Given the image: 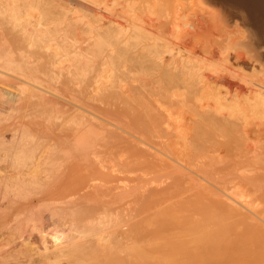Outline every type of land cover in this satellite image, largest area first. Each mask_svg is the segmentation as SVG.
I'll return each mask as SVG.
<instances>
[{"label": "bare ground", "instance_id": "1", "mask_svg": "<svg viewBox=\"0 0 264 264\" xmlns=\"http://www.w3.org/2000/svg\"><path fill=\"white\" fill-rule=\"evenodd\" d=\"M123 1L0 0V121L3 122L5 119H10L11 114L8 111L13 109V104L11 103L13 97L21 94L22 96L20 95V98H25L24 101L26 104L24 113L18 116L20 120L9 128L12 131V139L10 138L11 140H8L6 133L4 134L0 131V145L2 144L4 150L2 152L4 156L0 157V159L6 161V169H8L5 174H0V196L3 197L6 193H11V196L13 194L15 196L25 197L33 192V187L40 188L56 185L66 187L68 185V181L66 180L68 175L66 176L64 173L66 169H62V167H65V165L69 166L67 163L68 159L70 158L72 161L84 159L86 165L84 184L81 187L84 190L83 193L77 195L75 193L68 194L71 197L69 202L72 207L56 206L52 208L45 205L44 209L40 206L39 208H34L37 207L36 204L29 202V205L23 206L26 210L21 211L20 209V212L14 213V220H22L21 225L17 221H14L13 224L15 226L23 227L24 218L27 216H30L27 217L29 220H39L38 217L43 210L45 212L48 210L47 212L51 213L57 210V214L62 211L66 214H72L71 217L74 219L72 220L71 218V221H74L77 218L75 216L79 212L78 207L73 206L74 204L79 206L77 204V198L84 199V197L95 190L100 192L103 197L104 195H112L111 198L117 190V194L123 200H121L122 204L130 199L136 203L141 201L138 203L140 204L141 211L144 212L154 208L153 213L160 215L191 214L196 212L218 215L247 213L242 208H245V211L254 212L256 205L251 200V192L247 193V190L241 187L242 184H245L252 189L262 190L264 186V0H225L234 8L244 12V22L248 23L250 28H247L249 29L247 31L249 32L248 34H251L248 40L240 35L242 39H245L242 42L245 43L244 45L240 42V45L246 47L245 50L235 49L236 51L234 52L229 51L231 47L224 45L225 43L223 42L226 41H223V39V42H220L221 40L218 41L221 45L216 44L217 46L207 50L206 57L201 58L204 59L201 65L198 62L188 64L184 58L180 65L173 66L172 60L170 62L161 60L163 50L160 51L158 40L156 38H150V35L147 36L148 38L146 37L149 41L142 46V51L138 49V44L142 41L140 39L143 35L146 36V33L142 34V31L147 28H144L142 25L144 23L142 21L143 17L137 13L134 7L135 3H132L137 1L134 0L131 2L130 0H126V3L121 4ZM116 5H123L124 10L119 12L121 14L120 17H115L112 15L113 13L109 12L116 10L114 9ZM153 5L149 6L151 7ZM216 8L218 9V6ZM147 10L150 9L148 8ZM219 10H216V12ZM228 13H226V17H228ZM221 14L219 12L218 16H216L219 18ZM203 16L201 18H205ZM174 17L172 18L174 20L172 22L177 23ZM176 18L179 19L178 17ZM221 19L222 16H220L219 20ZM228 19H225V22L221 21V23H227L225 27L230 28V24L228 26V23L231 22H226ZM189 21L188 23H191ZM216 21L220 23V21ZM237 21L239 20L237 19ZM201 22H204L203 19ZM201 22L199 23L201 24ZM179 23L177 24L180 27L188 24L185 23L183 26L184 22L183 24L181 22ZM221 23L220 27L221 25L223 26ZM192 24H194L192 25L194 27L191 26V30L192 28L197 29L201 27V25L197 26L198 23L196 24L194 21ZM232 24L234 25L235 22ZM238 24L237 22L236 27L239 26ZM204 25L203 23L202 26ZM240 26L238 28L241 29L242 27ZM202 28L200 30H203ZM220 29L224 33L229 30ZM232 29H235L234 26ZM221 30L220 32L223 33ZM193 31L195 33L197 32V30L190 32ZM235 31L237 30L235 29ZM234 32L233 34H235ZM245 32L244 35H246ZM181 33L183 32L181 31ZM199 33L198 30L195 35ZM223 34L221 36L226 35ZM228 34L230 33L228 32ZM193 36L191 34L189 37L191 38ZM194 37H196L194 38L195 40L198 39V35ZM235 37L237 38L239 35H235ZM190 38L185 39L186 42L188 41L186 44L191 42L189 45L195 44V47L196 45L197 47L200 46V42L197 43L195 41V43H192L194 39L189 42ZM204 40L205 38L202 41ZM239 40L241 38L236 40V44H239ZM227 42L229 43V41ZM197 49L200 52V48L198 47ZM201 49V52L205 53L203 52V48ZM250 49L254 52L251 53ZM166 52L172 53V48ZM175 54H171V56L175 58ZM195 67H198L199 72H193V68ZM203 67H206L208 71L204 70L202 72L201 69ZM190 75H197L198 81L197 79L195 80L197 82L191 80L192 83H196L190 84L191 86H196L193 92L187 86L189 83L187 85L183 84L182 86L188 89L186 93L193 96V99H195V95H200L198 99L201 101L203 100L202 98L206 97L207 99H204V102L202 101L198 104L194 103L197 105V111L191 110L190 107L194 105L187 104L186 106L188 107H184L188 111L190 110L189 113L191 116L198 115L195 116L200 119L197 128H200L201 133L208 134V136L213 134V142L217 146L213 150L209 146L211 154L203 153L197 158L194 157V159L188 160L184 156L187 157L190 145H194L193 148L199 150V146L202 144L197 140L199 144L192 142L193 139L191 136L193 135L191 134L194 132L193 129L195 130L197 123H192L191 125L190 120L192 118L186 119L183 122L184 119L182 117L183 120L179 116H174L173 109L179 106L181 107V105L178 106L176 104L179 101L177 98H172L175 93L170 94L169 91L173 87L179 86L182 82H186ZM134 80H137L138 85H133L132 81ZM130 84L137 90L135 96L134 93L132 96H128L132 92V88L128 86ZM159 84L160 86L157 87ZM168 92L169 95L167 94ZM166 95L168 98L165 97ZM127 96L138 101L137 103L139 104L142 103L143 108L140 117L130 118L128 120L129 109H126L125 102L122 101L121 103L125 107H121L118 104L119 100L117 102V99L123 97L128 98ZM164 97L165 100H163ZM179 99L182 98L179 97ZM154 101L156 102L154 103ZM174 104L177 105L176 108H172ZM133 106L129 107L132 108L131 111L135 112L136 109H138L137 112L141 111L139 108L140 105L136 109ZM184 107L183 109H186ZM14 113L16 112L14 111ZM147 113L149 114L148 120H146L147 117L145 116ZM184 114L186 115V113ZM185 115L183 116L186 117ZM31 117L33 119H30ZM38 119H43L47 123L50 130L48 133L52 134V137H50L51 135L46 136L50 137V139L45 141L47 143L42 145V148H40L38 138L36 139V136L28 132L25 128L27 124H30L29 122L31 120L37 123ZM237 119H241V121ZM212 128H214L215 132H211ZM146 133L152 135L160 133V136L163 135V137L167 135L169 142L166 143L170 152L161 149L152 151L153 147L151 144L142 137ZM201 133H198V135L203 138L204 136L202 137ZM195 135H197V131ZM217 137H226V139H229L228 142H225L228 145V149L233 151L235 148L231 157L227 159L217 157V154H220L222 150H226V145L225 147L222 145V147L218 143L219 140ZM137 140L141 142V146ZM79 141L81 143L78 145L77 143ZM109 142H112L115 147L123 144L121 147L124 150L126 149V151L121 148L122 152H127L126 154L128 156H126V159L120 160V155L114 168L106 169L105 167L110 165V163L107 164L105 158H91L90 155L100 156L102 152L101 147L107 145ZM172 144H175V147ZM108 145L112 146V144ZM171 145L174 151L177 149L180 151L173 152ZM202 146L203 148L201 149H207L205 145ZM117 147L116 149H118ZM193 148L190 149L192 153H195L196 151ZM38 149L40 150L38 151ZM209 150L205 152L210 153ZM116 151L121 152L120 149ZM198 154H201V152ZM59 157L63 159V162L62 159L61 161L58 160ZM98 163L103 167H100ZM116 165L118 166L117 168H115ZM188 180L194 183V185H191L192 187L198 188L197 192L193 191L194 193H198L197 200L190 201L189 204L185 200L178 199L187 190L188 186L185 182L187 183ZM37 190L39 191V189ZM132 203L129 202L130 207H132ZM106 208L98 211V213L107 211ZM81 209L86 208H82L81 206ZM119 211H122V208L120 209L119 207ZM22 213H28V215L25 217L20 216ZM51 213H48V216L46 213H43L45 215H41L42 217L47 216L44 221L47 220L49 222L50 218L51 222L54 221L52 217L57 214L51 215ZM64 213H60L62 217ZM89 214L92 213H88L87 215L90 216ZM121 215L123 214L119 215L120 220L123 218ZM152 215H150V218H152ZM56 217L61 216L58 215ZM64 219L66 220V218ZM146 219L143 220V217H141V220L145 221L143 223L144 226L148 224ZM40 220L42 223L43 218L40 217ZM259 220L262 221V218ZM259 220L254 223L256 225L259 224ZM56 221L54 222L59 225L60 221ZM86 222H92V225H96L102 221L100 218L94 219L90 216ZM263 222L261 223L264 224ZM134 223L137 225L136 221ZM58 225L57 227H59ZM29 226L32 225L29 223ZM51 226L53 225L51 224ZM132 226L134 227V224ZM28 227L27 229L26 227L23 228L24 230H28ZM138 227L141 228V226ZM42 228L45 231L44 227ZM95 228H98V226ZM262 228L264 226L260 229ZM17 229V232H21V228ZM37 229H35L37 231H34L35 233H30L31 230L26 231L27 235L24 237H35L40 232ZM88 229L81 231L75 229L79 231H77V236L73 237L70 233L71 236L68 235V237L73 239V241H67L68 243L63 246L61 244L59 245V241L61 240L54 239V241L56 240L59 243L55 244L52 240L55 245L52 242H49V244L47 242L49 241L48 238L45 237L46 234H42V236L40 234V237L37 235L36 237L38 238H35V240H40L44 235L46 239H43L48 243L46 248L48 250L46 252H42L45 250L40 248L39 251L41 253L39 257L49 264H57L56 260L53 259H58L72 253L74 251L73 249L77 246L75 238L86 237ZM63 230L65 231V229ZM91 232L89 230V233ZM7 234L9 235V233ZM31 234L32 236H30ZM21 235L22 232L20 234L16 233L13 239H11L12 236L9 237L11 241H17L14 243L16 248L12 253L7 250H0V261H8L10 258H14L16 264H37L34 260V252L32 251L37 242L24 239L23 236L21 238ZM2 237L4 236L2 235ZM146 237L149 238V235ZM113 238L116 239V237ZM21 239L24 240L21 241ZM25 240H27V243ZM20 241L26 243L25 247ZM28 241L30 244L32 241L35 242V244L33 243L34 246L32 247V244L31 246L30 244L27 245ZM45 241L37 247H41V244H46ZM117 241L114 243V247ZM119 241L121 240L119 239ZM5 242L9 244V242ZM51 244L56 248L49 249ZM5 251L6 253H4Z\"/></svg>", "mask_w": 264, "mask_h": 264}, {"label": "rangeland", "instance_id": "2", "mask_svg": "<svg viewBox=\"0 0 264 264\" xmlns=\"http://www.w3.org/2000/svg\"><path fill=\"white\" fill-rule=\"evenodd\" d=\"M125 1L126 0H124L123 3H121V4L126 3ZM130 1L132 2L134 0H130ZM136 1L137 2H132V3H135L134 7H135L137 13H139L140 16L143 17L142 21H144V23L140 22V21L139 22L143 23L142 25L144 26V28L149 29V30L143 29L142 34L146 33L145 34L146 36L143 35L142 38L140 39L142 41L139 42L138 49L141 50L142 46L149 41L147 39L148 38L147 36L150 35V38L152 37V38H156L158 40V42L160 44V46H159L160 51L163 50L162 54H161V60H163L165 62H170L172 60V66L173 65H180V63L182 62V60L184 58H185L184 60H186L188 64L198 62L201 65L202 61H204V59H201V58L206 57L207 50L211 47H215V46L219 45L220 42H223V41H226V42H223V43H225L224 45H229L231 47L232 50L229 49V51L234 52V51H236L235 49H240V50L246 49V47L243 46L245 43H242L245 41V39H242V36H244V38H246L248 40V38H250L251 34H248L249 32L247 31V30H249L247 28H250L248 23L244 22V12H242L239 9L234 8L233 6H231L230 3L226 2L225 0H214L213 3H212V0H201V2H200V0H136ZM121 4H119V5H121ZM153 4H155V5H153ZM215 4H217V5H215ZM144 5H146V6H144ZM149 5H153L155 7H153V6L150 7ZM217 6H218V9L216 8ZM148 8L150 10H147ZM154 8H155V10H153ZM114 9H116V10H111L109 12L113 13L112 15H114L115 17H117V16L120 17L121 14H119V12H122V10H124L123 5L122 6L116 5V7H114ZM224 9H226V10H224ZM216 10H219V11L216 12ZM144 11H147V12H145L147 14H145ZM226 11L229 12L227 15L228 17H226V13H227ZM219 12L222 13L223 15L222 14L219 15V18H218L217 16H218ZM230 13L233 15H231ZM197 14L200 16L199 18H198ZM174 16L178 17L179 19H177ZM202 16L205 18H201ZM220 16H222L221 20H219ZM173 17H174V19L177 20V21H175L177 23L181 22L183 24V22H184L183 26L185 25V23H188L189 20L191 21V23H188L184 27H180L179 26L180 23L177 24V23L172 22V21H174V20H172ZM223 17H224V19H223ZM234 17L236 18V20H234L235 19ZM191 18H194V19H191ZM227 18H229V19L226 20V22H231V23H228V26L230 24V26H229L230 28L225 27V26H227V23H225L226 25L221 23V21L225 22L224 20ZM202 19L204 22H201ZM205 19H207V20H205ZM230 19H232L233 21ZM237 19L239 21H237ZM178 20H179V22H178ZM186 20H188V21H186ZM216 20L220 21V23L223 24V26L221 25V27H220V23H218ZM193 21L196 22V24L198 23L197 26L201 25L200 28H202L206 25L204 28H202L203 30H200V28H197V29L192 28V30H195V31L197 30V32L199 30L200 33L197 34L198 35L197 38L200 41L198 39H196V40L194 39V38H196L194 36H197V35H195L197 32L196 33L194 31L190 32V31H192L191 26L194 25V24H192ZM199 22H201V24ZM234 22H235V24L233 25L232 23H234ZM237 22L239 23L238 24L239 26L241 25L240 26V27H242L241 29L238 28L239 26L236 27ZM203 23L205 24L204 26H202ZM175 24H177V25H175ZM152 26H155V27H152ZM233 26L237 31H235V29H232ZM192 27H194V26H192ZM219 27L222 29H226V30L229 29L228 32L230 34H228V32L224 33L223 30H221ZM187 28H189V29H187ZM220 30L226 35L221 33ZM226 30H224V31H226ZM174 31H176V32H174ZM181 31L184 34L181 33ZM243 31L245 32L246 35H244ZM233 32L235 34H233ZM208 33H210V34H208ZM236 33H238V34H236ZM191 34L194 35L193 37H191L192 39L189 37V36H191ZM205 34H208L209 36L205 35ZM222 34L224 36H221ZM235 35H239V37H240V35H242L240 37L242 41L239 40L238 41L239 44H236L237 43L236 40H238L240 38L239 37L234 38ZM160 36H162V37H160ZM202 36H205V37H202ZM170 37L172 40L173 39L174 40L172 41L170 39ZM182 37H184V38H182ZM221 37H223V38H221ZM188 38L191 39V40L189 39V42L192 41L193 39H194V41L192 43H195V41H197V43L200 42L201 44L199 43L200 46H198L200 48V52L202 50L201 48H203V52H205V53H202V52L200 53L199 50L197 49L198 48L197 45H196V47H195V44L189 45V44H191V42L186 44L188 41L186 42L185 39L187 40ZM200 38L202 40L205 38V40L202 41ZM207 39L208 40L210 39V41H208ZM145 40H147V41H145ZM231 40H233V41H231ZM174 41H175V43H174ZM218 41H220V42L218 43ZM227 41H229V43ZM213 42H215V43H213ZM240 42L243 45H240ZM223 43H222V45H223ZM231 43H233V44L231 45ZM201 46H203V47H201ZM233 46H234V50H233ZM170 48H172V51L177 53V54H175L173 52L172 53L166 52ZM252 52H254V51L251 50V53ZM190 53H192V54H190ZM164 54H166V55H164ZM171 54H175V58L172 57ZM192 55H194V56H192ZM158 60H160V59L158 58ZM197 68L198 67L193 68L194 73L196 71L199 72V69H197ZM204 70L208 71L206 69V67H203L201 69L202 72H204ZM190 77H194V78H190ZM190 77L188 80H186V82H182L179 86L173 87V89H171L169 92H170V94L175 93V95L172 98H177V100H179V101L176 104L178 106L181 105V107L179 106L178 108H176L177 105L174 104V106L172 107V108H176V109H173L174 116L175 117L179 116L180 118L182 117L184 119L183 120L181 118L183 120V122L186 119L192 118L190 120V123H191V125H192V123H194V124L197 123V125H195V130L193 129V131L195 133L197 131V135H198V133L202 132V131H200L201 130L200 128H197V126H199L200 119H198L199 117H195L198 115L191 116V114L189 113L190 110L189 111L187 110L186 107H188V106H186V105L187 104L188 105L189 104L194 105L195 106L194 109H193L194 106H191L190 108H191V110H196V107H197L196 104H198L199 102H202V101L204 102L205 101L204 99H207V98L206 97L202 98L203 100L201 101L200 99H198V97L200 95H195L194 96L195 99H193V96H190V94L186 93L187 92L186 90H188V89H186L187 87L184 88V86H182V85L183 84L187 85V83H189V85H187V86H189L188 88L190 89L191 92H193V91H195L196 86L195 85L191 86V85L196 84V83H192L191 80H193V82L198 81L197 75H194V76L190 75ZM196 79H197V81H195ZM136 81L137 80L132 81L133 85L135 84L134 86L138 85L137 84L138 82H136ZM133 85L132 84L128 85L129 87L132 88V89L130 88L132 92L128 96H132L133 93H134V96L136 95L137 90ZM159 86H160V84L157 87H159ZM177 89H178V91H176ZM179 89H180V91H179ZM169 92L167 93L168 95H169ZM20 95L21 94H18L17 96H15L11 99V103L13 104V109H11V111L10 110L8 111L9 114H11L10 119L9 118L5 119L6 122L7 121H9V122H7V124H6L5 120L4 121L2 120L3 122L0 121V124H1L0 125V131L4 134L6 133L8 140L12 139L11 138L12 137V131L9 128L12 127L14 125V123H16L20 120L18 118V116L22 115L24 113V109L26 108V104L24 101L25 98H23V97L20 98ZM125 97H123L124 99L123 98L117 99V102L119 100L118 104L121 107H123L125 104L126 109H129L128 120L130 118L140 117L141 116L140 113H142V108H143L142 103H140V104L137 103L138 101L132 99L131 97H128V98H125ZM165 97L168 98L167 95ZM165 97L163 98V100H165ZM179 97L182 99H179ZM184 98L186 99V101ZM2 100H4V98H2ZM122 101H124L125 103L121 104ZM133 101H136V102H133ZM155 102L156 101H154V103ZM18 103H20V104H18ZM194 103H196V104H194ZM139 105H140L139 108L141 111L137 112L138 109H136V108H138ZM131 106H133L134 109H136L135 112L131 111L132 108H129ZM182 106L183 107L186 106V107H184L186 109H183ZM14 111L16 113H14ZM196 111H194V113H196ZM177 112H178V115H177ZM183 112L186 113V115ZM182 113L186 117H184L182 115ZM145 116L147 117L146 120H148L149 114L147 113ZM30 119H33V117H31ZM237 120L241 121V119H237ZM37 121L38 122L36 123L35 121L31 120L29 122L30 124H27V126L25 128H26V130H28V132H31L32 134H34L36 136L35 137L36 139L38 138V141L40 143L39 144L40 148H42V145L47 143L45 141H48V139H50V137H52V134L48 133V132H50L49 127L47 126V123L43 119H41V120L38 119ZM2 123H5V124H2ZM181 123H182V121H181ZM171 126L174 127L173 125H171ZM172 127H170V128H172ZM126 128H127V126H126ZM198 130H199V132H198ZM3 131H6V132H3ZM194 132H192V134H191V135H193V136H191L193 141L192 140L191 141L195 142V143L198 141L199 143L201 142L202 144L199 146L200 147L199 150L194 149L193 148L194 145H190V148H193V150L196 151L195 152L196 154L192 153V150L190 148H188L189 149V152H187L188 155H187V157L184 156L188 160L194 159V157L197 158V157L201 156L203 153L211 154V150H209V146H210V149H212V150L217 146V144L215 145V142H213L214 141L213 134L208 136V134L201 133V136L202 137L204 136L203 138H201L199 135L198 136L195 135ZM211 132H215L214 128L211 129ZM157 134L152 135V134L146 133V134H143L142 137L151 144V146L153 147L152 151L153 150L156 151L159 149L169 151V148L167 147V143H166V142H169L168 136L166 135L163 137V135L160 136V133H157ZM39 135H41V136H39ZM48 135L49 136L51 135V136L46 137ZM205 136H207V138H205ZM232 136H234V135H232ZM158 137H160L162 139H160ZM131 138H133V137L131 136ZM43 139H46V140H43ZM158 139H160V140L157 141ZM217 139L219 140L218 143L221 144V146L223 145L225 147V145H226V150H222V152L220 154H217L218 155L217 157H222L225 159L231 157V154L234 153L235 148L233 149V151L228 149V145L225 142H228L229 139L228 138L226 139V137H224V138L223 137H217ZM206 140H209V141H206ZM137 141L139 142V145L141 146L142 145L141 142L139 140H137ZM220 141H221V143H220ZM80 143L81 142L79 141L77 144L79 145ZM212 143H214V144L212 145ZM108 144H112V146L108 145ZM108 144L101 147L102 152L100 153V156L90 155L91 158H94V157L95 158L99 157L101 159L105 158L106 163L107 164L110 163V165L105 164V165H107L105 167L106 169L107 168L109 169L112 167L114 168V165H115V163L118 162V160H119L118 157L120 155H121L120 160L121 159L124 160V158L126 159V156H128V154H126L127 152H124V153L122 152L123 148L121 146L123 144H121V145L119 144L120 147H119V145H117L118 147L116 146L118 149H120L121 152L116 151L118 149H116V147L114 146V144L112 142H109ZM172 145H174V147H175V144H172ZM172 145H171V149H173L172 151L176 152L178 149L174 151V148ZM202 145H205L207 147V149L210 151V153L205 152V151H208L207 149L206 150L201 149V148H203ZM0 146H1L0 147V157H2V156H4L2 153V152H4V150H3L2 144ZM109 147L111 150L108 149ZM195 147H197V146H195ZM39 150L40 149H38V151ZM105 150H106V152H105ZM107 150H109V151H107ZM197 150H198V152H197ZM124 151H126V149ZM178 151H180V150H178ZM71 152H73V151H71ZM115 152H117V153H115ZM200 152H201V154H198ZM115 154H116V156H115ZM124 154H125V156H124ZM192 155H195V156H192ZM220 155H222V156H220ZM107 156H108V158H107ZM233 157H235V156H233ZM61 159H62L61 157L58 158L59 161H61ZM114 160H116V161H114ZM62 162H63V159H62ZM67 163L69 166L65 165V167H62V169H64V168L66 169V171L64 172L66 174V176L68 175V177L66 179L68 181L67 182L68 185L66 187H63L61 185H56V186H51V187L44 186V187H40V188L33 187L32 188L33 192H31L28 196H25V197L15 196L13 194L11 196V193H6V195L3 197L0 196V237H2V235L4 236V237L0 238V243L3 244V245L2 244L0 245V250H2V249L7 250L10 253L14 252V250L16 248L14 243H16L17 241L14 242L13 240L11 241V239H13L15 237L16 233L20 234L22 232V235L20 236L21 238L23 236L24 239H29V241L34 240L37 242L35 245V248H33V250H32L34 252L33 256H34L35 262L37 264H49L46 261H43L41 259V257H39L40 253H41L39 251L40 248H43L42 250H45L42 252H46V250H48L46 248H47L49 242L50 243L52 242V244H54V242H55V244H58L60 242L59 245L60 244L62 246L66 245L68 243L67 241H69V242L73 241V239H70V237H68V235L71 236V234H72V236L75 237V236H77L78 230L81 231L83 229L89 228L87 231L88 234L86 237L75 238L77 246L75 247V249H73L74 251L72 253H70L69 255L63 256L61 258H58V259H53V260H56L57 264H69V263H71V264H264V239H263L264 238V231H263L264 228L260 229L261 227L264 226V224L261 223V222H263V219H264V214L261 215L262 213H264V195H263L264 194V186H263L262 190H260V189H252L248 185L242 184L241 188H243L244 190H247V193L251 192L250 193L251 200L254 203V205H256L254 212L245 211L244 210L245 208L241 207L244 212H247L244 214H236V215L235 214H221V215L219 214L218 215V214H201V213L196 212V213H191V214L185 213V214H178V215H160V214L153 213L154 208H151L148 211H144V212L141 211V209H140L141 207H139L140 204H138L141 201L136 203L134 200L130 199L127 202H123L124 204H122V202H121L122 199H120L119 195L117 194L118 193L117 190L115 193H113L114 196L112 198H111L112 195H110V196L108 195L109 197L104 195V197H103L100 192L95 190V191L91 192L89 195H87L86 197H84V199L77 198V204L80 206V208L76 204H74L73 206L78 207L79 212L84 213L83 214V213L78 212V214L75 216V217H77L75 219L77 221H75V220L71 221V218H72L71 215L72 214L71 215L66 214L62 211V209H60L62 212L58 211L59 214L56 213L57 210L53 211L54 213L47 212L48 210H46V212H45V210H43V211H41V214L39 213L40 216L37 214L39 216L38 217L39 220L36 219L37 222L35 221V219L29 220L27 218V217H30V216H27L28 213H26V214L22 213L20 215L23 217L27 216L24 218V221H23L24 226L23 227H26V229H27V227L29 226V223L32 225V226L28 227V230H26V229L24 230L23 227L15 226L13 224L14 221H17L21 225L22 220L21 221L20 220H14L13 219L14 213L20 212V209H21V211L26 210V209H24L23 206L29 205L30 204L29 202H31V203L33 202L34 204H36L37 207H34V208H39V206H40L44 209L45 205H48L52 208H54L56 206H58V207H65V206L72 207L70 202H69L71 200V197L68 194L75 193L77 195V194L83 193L84 190H82L81 187L84 184V179H85L84 174L86 172V169H85L86 165L84 163V159H76V161H72L69 158ZM98 165L100 167H103L100 165V163H98ZM139 165H141V164H139ZM69 167H70V169H69ZM117 167L118 166L116 165L115 168H117ZM6 168H7L6 161L0 159V174H5V172L8 171V169H6ZM185 184L188 186L187 190H185V192L181 196H179L178 199L179 200H181V199L185 200L189 204L190 201H193L196 198H198V193H194V192H197L198 188L192 187L191 185H194V183L189 181V180L187 181V183L185 182ZM150 186H151V184H150ZM220 187L223 188L222 185H220ZM37 189H39V191ZM37 192H39V193H37ZM252 194H253V196H252ZM1 198H3V199H1ZM126 199H129V198H126ZM90 201H91V203H90ZM111 201H113V202L111 203ZM124 201H126V200H124ZM129 202L130 203L133 202L132 203L133 205L131 204L132 207H130ZM37 203H40V204L42 203V204L37 205ZM178 205L180 207L179 201H178ZM81 206H82V208H86V209H81ZM119 207H120V209L122 208V211L118 212ZM105 208L107 210V211H105L106 213L104 211H103V213L102 212L98 213V211L103 210ZM52 210H54V209H52ZM110 210H113V211H110ZM138 210H139V212H138ZM126 211H128V212H126ZM42 212L46 213L47 216H48V213H51V215L57 214V215H54L53 217L52 216H50V217H52V220L54 219V221L59 220L61 227H60V224L58 225V223H56L58 221H56V222L52 221L51 222L50 217H48V218H50V221H49L50 223L47 220L44 221L45 217H47V216L42 217L41 215H45ZM96 212H97V214H96ZM120 212H122V213H120ZM60 213L61 214L64 213V216L65 215H67V216L62 217V215ZM88 213H92L89 215L92 216L94 219L100 218V220L102 221L101 223H98L100 225H98V224L92 225V222H86L87 218L90 217L87 215ZM112 214L115 217L111 216ZM120 214H123V215H121L123 217V218L121 217L122 218L121 220H120V216H119ZM152 214H155V215H152ZM246 214H248L249 216L248 215L245 216ZM58 215H60L61 217H56L57 218L56 219L55 216H58ZM150 215H152V218H150L151 217ZM40 217L43 218L42 223H41L42 219L40 220ZM141 217H143V220H145V218H147L146 222H148V224H145L147 226H144L143 223L145 221L141 220ZM260 217L262 218V221L259 220V219H261ZM64 218H66V220ZM73 219L74 218H72V220ZM151 220H152V222H151ZM258 220L261 224L259 223L256 225L255 223ZM135 221H136L137 225H135V223H134ZM140 221H142V222H140ZM65 223L66 224L68 223L70 225H68V224L66 225ZM51 224L53 226L55 225L56 227L51 226ZM71 224H72V226H71ZM133 224H134V227L132 226ZM57 225L59 227H57ZM83 225H85L87 227H85ZM253 225H255V226H253ZM73 226H75V227L73 228ZM97 226H98V228H95ZM138 226H141V228ZM148 226H150V228H148ZM37 227H39V229H37ZM42 227H44L45 231H43ZM67 227H69V228H67ZM253 227H255V228H253ZM17 228H19V229L21 228L20 229L21 232H17L18 231ZM22 228H23V230H22ZM59 228H61V229H59ZM62 228L65 229V231ZM236 228H238V229H236ZM35 229L40 230V232L38 231L39 233L37 234V235H39L38 237H40V234H41V236H42V234H44V235L46 234L45 237L48 238V240H49V241H47L48 243L43 239V238H45L44 235H43V238H41L40 240L39 239L35 240V238H38V237H36L37 235L35 236L34 234L33 235L35 237H33L32 234L30 235V236H32L30 238L24 237L27 235L26 231L31 230L30 233H35V232H37V231H35ZM56 229H58V230H56ZM75 229H78V230H75ZM89 230L92 232L89 233ZM46 231H48V233H46ZM59 231H60V233H59ZM23 232H26V233H23ZM5 233L6 234L9 233V235L8 234L6 235ZM64 234H66V235H64ZM148 235H149L150 239L148 237H146ZM10 236H12L11 239L9 238ZM65 236H66V238H64ZM141 236H143V237H141ZM27 237H29V236H27ZM113 237H116V239ZM250 237H252V238H250ZM90 238H92V239H90ZM140 238H141V240H140ZM24 239H21V241H23ZM54 239L61 240V241L56 242V240L54 241ZM65 239H67V240L65 241ZM119 239L121 241H119ZM260 239H262V240H260ZM41 240L42 241L44 240L46 242V244L44 243V245L41 244V247H37V246H39L40 243L44 242V241L42 242ZM138 240H140V241H138ZM1 241H4V242H1ZM5 241L9 242V244H7ZM25 241L27 243V240H25ZM29 241H28L27 245L30 244ZM38 241H39V243H38ZM116 241H117V243L115 244V247H114V243ZM258 242H260V243L258 244ZM21 243L24 244V247H25L26 243L25 242H21ZM33 243L35 244V242L32 241V243H31L32 247L34 246ZM141 243H144V244H141ZM31 244H30V246H31ZM52 244L49 246L50 247L49 249L56 248V247H53ZM119 244H121V245H119ZM59 245H58V247H59ZM34 249H36V251H34ZM4 253H6V251ZM34 254H36V255H34ZM245 254H246V256H245ZM245 262H247V263H245ZM0 264H16V260H14V258H10L8 261H0Z\"/></svg>", "mask_w": 264, "mask_h": 264}]
</instances>
